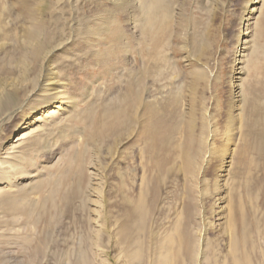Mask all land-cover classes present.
<instances>
[{
	"label": "rangeland",
	"instance_id": "1",
	"mask_svg": "<svg viewBox=\"0 0 264 264\" xmlns=\"http://www.w3.org/2000/svg\"><path fill=\"white\" fill-rule=\"evenodd\" d=\"M244 2L168 0L174 13L169 22L177 32L178 22L184 25L178 33L185 35L175 44L176 28L174 33L161 24L147 29L137 4L130 20L129 5L117 7L105 0H0V83L17 84L11 89L17 96L14 104H23L0 123V264H133L137 221H127L126 216L132 213L143 179L148 181L143 191L150 214L149 249L167 229L166 219L188 201L186 181L196 187V199L204 190L202 206L207 207L220 155L234 144L224 141V129L232 106L229 75L239 48L235 34ZM262 10L254 20L240 75V97L246 98L239 104L247 129L240 132L227 177L250 222L253 264H264V152L253 150L264 145V6ZM103 16L107 27L101 29ZM80 26L88 31L76 30ZM63 31L70 39L58 50L60 41L67 39L61 37ZM201 37L208 43L204 52L187 58V47L190 50L193 39ZM32 38L42 42L38 57ZM45 73L56 83L55 91L60 90L56 101L52 91L41 86ZM131 84H138L145 103L126 99ZM63 98L68 108L36 123L30 150L21 146L15 154L5 153L18 135L13 128L20 119H32ZM200 145L203 151H192ZM156 160L161 166L157 163L151 171ZM194 205L200 208L199 202ZM144 256L140 264H151L147 253Z\"/></svg>",
	"mask_w": 264,
	"mask_h": 264
},
{
	"label": "bare ground",
	"instance_id": "2",
	"mask_svg": "<svg viewBox=\"0 0 264 264\" xmlns=\"http://www.w3.org/2000/svg\"><path fill=\"white\" fill-rule=\"evenodd\" d=\"M105 1L107 3H110L113 6H117V7L118 6L121 7L123 5L124 6L129 5V7L131 9L127 11L126 15L129 17L130 20H134L133 9L136 8V4H137V8H139V10L142 13V16L144 18V21L146 22V28L147 29L154 30L157 27L158 24H161L163 26L162 29L163 28H166L167 30L171 29L170 31H172L173 33L175 32L176 26L174 27L169 22V20L174 16V13L169 11L168 5H166L168 0H144V2H141L140 0H105ZM263 6H264V0H245L244 5H243V7H244V15H243V18L241 19V25L239 27V30H238L237 34H235V38L237 40V46H239V48L237 47V52L234 53L233 56H232L233 65L231 67V71H230V75H229V82H230V89H229V91H230L229 92V98L230 99L229 100H231L232 106H230L231 108L229 109V112H228V115H227V119H228V121H227L228 122L227 129L226 128L224 129V130H226L225 133H224V141H226V142L229 141V143H234V144H232L231 146H227L226 145L228 147V148L226 147L227 149H225L224 148L225 146L223 145L224 146L223 148L225 149V151L224 152L222 151L223 152L222 154L220 153L221 155H220L219 165H218L217 169L215 170L216 171V175H215L214 181H213L214 182V189L209 194V197H208V200H207V207L204 208L202 206V204H203L202 201L204 200V197H202V196L205 195V192H203L204 190H199L197 192V195H198L197 198L198 199H196V197H195V195H194V193L192 191V189L194 187L193 184L189 183L191 181L187 182L186 180H184V181H186L185 184H187V186L190 188V190L188 191V196H189L188 201L183 206L182 211H180L177 214H175L173 218L168 217L171 220H167L166 219V224H169L167 229H166V226H165L163 234L160 237L156 238V243L154 241L151 249H149L148 246H147L148 245V240H147V237H146L147 236V231L149 229L147 230V226H146L147 222L146 221H147V218L149 217L150 214L148 212V208H147V205H146V201H148L147 200L148 198H147L145 192L143 191V189L145 188V184L146 183H147L146 186H148V181L145 182L144 180H146V179H143V181L141 180L140 187H139L141 189H140V192L138 191L139 192L138 199L136 200V203L134 204L133 210L132 211L130 210L132 213L126 216V220L127 221H129L131 219H135L137 221L136 222L137 225L135 226V230H136V233H137V239H136L137 249H136V254L130 256L131 262L133 264L134 263L140 264L142 259H143L142 261H144L145 253H147V259H148L147 261H150L151 264H253L251 256H250V250L248 249L249 237H250V232H249V228H250V224L249 223L250 222H248V220L246 218V215H245L244 210H243V205H242V203L240 201V197L238 196L237 192H235L236 189L230 188V186L228 185V183H227L228 178L227 177H228V174L230 172L229 168H230V165H231L232 160H233L232 159V155H233V152H234L235 147H236V142H237L238 138H241L240 137L241 136L240 132L244 128H246L244 123H243L245 119L243 120L244 116L242 114V111H243L244 108L242 107V105L239 104L241 102L240 99L242 97V96L240 97V93H239V89H240L239 87L241 85L240 84V80H241L240 75H241L242 67L245 64L244 61H245V57H246V56H244V52L251 47L250 44H251V39H252V36H253L252 30H253V25H254V22H255L254 20H255V18L257 16H259L261 11H263L262 10ZM171 13L173 14L172 17H171ZM242 14H243V12H242ZM128 17H127V19H128ZM177 19H178V17H177ZM181 19H182V17H181ZM2 24L3 23H1V25ZM178 24L181 26L180 30L178 29V32L181 33L184 30V25L183 24L181 25L180 22H178ZM101 25H102L101 29L107 27L106 26L107 25L106 16L101 17ZM177 28H176V33H175L176 35L174 37L172 36L173 38L171 37L172 38V43L174 42L175 44H176L175 41L177 39L181 40L182 35H185V34H181L179 36V33L177 32ZM1 30L3 31V29L0 28V31ZM76 30H79L83 34L88 31L87 27H85V26H80L79 29H76ZM71 31H72V29H71ZM64 36H65V34H64V31H63L61 33V37H64ZM98 37H99V35L97 36V38ZM69 39L70 38H67V39H64V40L60 41V43L58 44V50L64 49L65 45L69 42ZM30 40L34 43V45L36 47L34 49V51H33V54L38 57L41 54V51H42V45H41L42 42H40V41H38L37 39H34V38H32ZM206 45H208V43L204 42V37H201V41H197V40L193 39V42H192L191 47H190V50H188V47H187V51H188V52H186L187 58H189V56H190V58H194L195 56H193V55L196 52H200L201 50L204 52ZM182 47L184 48V51H185V46H182ZM247 57H248V55H247ZM143 71L145 72V70H143ZM49 75H50L49 73H45L44 74V77H43V80H42L43 83H42L41 86L44 87V88H48L49 91H52L50 93V96L52 97L53 100H55L56 96L58 95V93L56 95V92H59L60 90L55 91L56 90L55 89L56 88L55 87L56 83L54 82L52 77H51L52 79L49 77ZM138 84H140V83H138ZM138 84H137L136 87H135L134 84L130 85V88H128L129 89L128 90L129 91V96L126 99L136 100L141 105L142 103H145V102H144V100L142 98L143 96L141 97V95L139 93H137ZM13 88L17 89V84L8 83V82H5V81L0 83V123L6 121V119H8V117H11V116L17 114L19 111H21V108L23 107V104H21L20 106L18 104H14V103H16L17 96H16V93L11 90ZM138 88H140V87H138ZM144 89H145V87H144ZM144 89L142 90V88H141L140 93L142 91H144ZM60 93H62V92H60ZM244 97H242V98H244ZM198 102H199V100H198ZM24 104H25V102H24ZM69 104L70 103L63 98L60 101L58 100L52 106V108H48L47 110L41 108V112L36 114L34 117H32V119L31 118L27 119L26 117H23L22 119H20V121L13 128L14 134L15 135L18 134V135H16L14 137V139L11 141V144L9 145V148L6 149L7 152H5V153L9 152V153L15 154L16 153L15 150H17L21 146H22V149H24L25 151L26 150L27 151L30 150L32 148V146L34 145V142L36 141L35 140L36 137L31 139L32 136L37 131L36 130L37 129L36 123L39 122L40 120L43 121V120L48 119L49 117H51L52 115L57 113L56 111H59V110L60 111H64V110H66L68 108ZM41 105H44V102L41 103ZM245 106H246V104H245ZM189 108H191V107H189ZM247 111H249V110H247ZM157 112L158 111H156V113ZM249 113H250V111H249ZM157 118H159V117H157ZM185 118H186V116H185ZM189 119H190V117H189ZM247 119L248 118H246V120ZM151 120H153V119H151ZM190 120H192V119H190ZM247 123L248 122H246L245 124H247ZM257 123H259V122H257ZM243 125H244V127H242ZM122 126H123V124H122ZM158 127H160V126H158ZM175 127H176V125H175ZM108 128H110V127H107V129ZM112 128H113V126H112ZM114 128H116V127H114ZM162 128H163V126H162ZM176 128L178 129V127H176ZM113 129H112V131L111 130L110 131L113 132ZM121 129H123V128H121ZM168 130H170V129H168ZM168 130H165V131H168ZM171 130H173V128ZM161 131L163 132V129ZM161 131H160L159 134L162 133ZM118 132H119V129H118ZM188 132H189V130H188ZM172 134L173 133H171V135ZM176 134H177V132H176ZM201 135H202V133H201ZM222 138H223V136H222ZM161 140H163V139H161ZM188 141H189V139H188ZM150 142L151 141L149 140V143ZM159 142H160V140H159ZM192 142H193V140H192ZM149 143H148V145H149ZM198 144H199V142H198ZM205 144L206 143L204 142V145ZM201 145L198 146L197 150H192V151H194V152L195 151L196 152L203 151ZM165 146H163V147L165 148ZM167 146H168V143H167ZM36 147L37 146H35V148ZM158 147H160V145ZM193 147L196 148L195 145H193ZM156 149H157V147H156ZM185 149H187V148H185ZM204 149H206V148H204ZM168 150H170V149H168ZM253 150H256L258 153H262V152H264V145H262V144L258 145L257 144L256 146H254ZM164 151H166V148H165ZM169 153H170V151H169ZM205 153H206V150H205ZM211 153H212V151H210L209 154H211ZM185 154H187V153H185ZM181 155H182V151H181L180 156ZM212 155H215V154H212ZM16 156L17 155H13L12 157L16 158ZM193 156H195V155L193 154ZM199 156H200V153H199ZM20 157H21L20 160H22V156H20ZM201 157H203V156L201 155ZM240 157H241V155H240ZM6 158H8V157H6ZM145 158H147V157H145ZM178 158H177V160H178ZM16 159H18V158H16ZM157 159H159V158H157ZM171 159H174V158H171ZM184 159H186V156H185ZM188 159H190V158L188 157ZM188 159L186 161H188ZM148 160H149V158H148ZM186 161H184V163ZM149 162H151V161H148V163ZM178 162H179V160H178ZM153 163H152V165H153ZM157 163H159V165L161 166L160 160H156V162L154 164V167H153V169L151 171H154V168L157 169V167H159V165ZM165 164H166V160H165ZM180 164H181V162H180ZM194 164H196V163H194ZM7 165H8V163H7ZM148 165H150V164H148ZM188 165L190 167H192L190 164H188ZM192 165H193V163H192ZM202 165H203V163H202ZM187 166L184 165V167H186V169L187 168L190 169V167H187ZM182 167L180 168L181 170H182ZM0 168H2V167H0ZM194 168H195V166H194ZM3 169H4V167H3ZM10 169H12V167ZM142 169H144V168H142ZM189 169H187V170H189ZM159 170L160 169H158V171ZM187 170H186V172H187ZM144 171H146V170L144 169ZM183 171L185 172V170H183ZM161 172H162V169H161ZM194 172L196 173V171H194ZM156 173H157V171H156ZM7 174H9V172ZM159 175H160V172H159ZM191 175L193 176L194 174L191 173ZM146 176H148V174ZM192 176H190V177H192ZM186 177H187V175H186ZM144 182H145V184H144ZM202 183H204V182H202ZM153 185H149L150 188H151V186L153 188L154 187ZM157 187H159V186H157ZM155 188L153 190H155ZM194 188H196V187H194ZM156 189H157V193H159L158 192V188H156ZM1 190H2V187L0 186V193H1ZM149 191H150V189H149ZM151 195H154V194H151ZM0 198H2V197H0ZM157 198H154V199L156 200ZM150 199L152 200V198H150ZM158 199H157V201H158ZM153 202H155V201H153ZM195 202H199L200 208L197 209L195 207V205H194ZM150 205L153 206V208L156 206V205L154 206L152 204H150ZM153 208L152 209L150 208V210H152L154 212L155 208H154V210H153ZM150 233H153V232L150 231ZM208 235H211V238L210 237L208 238ZM154 239H155V237H154ZM146 240H147V242H146ZM250 244H251V246L253 245L252 243H250ZM222 248H223V252L221 251ZM220 252H221V254H220ZM263 262H264V260H263ZM257 264H259V263H257Z\"/></svg>",
	"mask_w": 264,
	"mask_h": 264
}]
</instances>
